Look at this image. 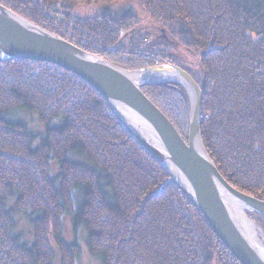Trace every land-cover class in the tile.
<instances>
[{"label":"trees","instance_id":"trees-1","mask_svg":"<svg viewBox=\"0 0 264 264\" xmlns=\"http://www.w3.org/2000/svg\"><path fill=\"white\" fill-rule=\"evenodd\" d=\"M0 2L128 69L185 68L203 88L212 160L264 200V0ZM83 6L101 11L81 17ZM143 90L189 141L185 87ZM22 111L36 113L42 130L14 117ZM22 216L31 238L16 232ZM65 216L86 227L102 264H242L90 83L53 62L0 61V264H76L81 248L66 240Z\"/></svg>","mask_w":264,"mask_h":264},{"label":"water","instance_id":"water-1","mask_svg":"<svg viewBox=\"0 0 264 264\" xmlns=\"http://www.w3.org/2000/svg\"><path fill=\"white\" fill-rule=\"evenodd\" d=\"M9 59L53 62L90 83L131 136L190 195L234 256L242 264H264V245L243 228L230 203L232 200L245 203L250 211L264 217V200L237 189L212 160L200 128L203 88L185 68L172 62L128 69L83 49L0 2V61ZM173 81L183 85L189 96V141L183 139L171 119L143 90V86L151 83ZM133 120L152 130L159 147L136 130Z\"/></svg>","mask_w":264,"mask_h":264},{"label":"rangeland","instance_id":"rangeland-1","mask_svg":"<svg viewBox=\"0 0 264 264\" xmlns=\"http://www.w3.org/2000/svg\"><path fill=\"white\" fill-rule=\"evenodd\" d=\"M54 11L60 14L61 13L69 14V12H66V11L60 12L57 6H54ZM98 11H101V8L99 6L97 7L96 6H93V7L83 6L76 11V14H79L81 17H83V16L98 14ZM14 114H15L14 117L21 118V119L23 118L24 120H26L33 131L34 130L39 131L40 129L42 130L43 124H41L38 118V115L36 113L30 114V113L22 111V112H15ZM247 213H249V216L259 225V227L261 228L262 234H264L261 223L257 222L260 219V216L256 212H253L250 210H247ZM63 221H64V232H65L66 240L69 242L76 240L79 243V246L81 248V252H80L81 254L77 257L76 264H102L99 258L92 255L91 252L89 251L88 242L86 241L87 234H88L86 227L81 226L78 229H75L73 225V220H71V217L69 216H65ZM18 223L19 224L16 228V232L23 233L24 239L31 238L33 233H32L31 225L28 222V220H26V218L22 216L19 219Z\"/></svg>","mask_w":264,"mask_h":264},{"label":"bare ground","instance_id":"bare-ground-1","mask_svg":"<svg viewBox=\"0 0 264 264\" xmlns=\"http://www.w3.org/2000/svg\"><path fill=\"white\" fill-rule=\"evenodd\" d=\"M134 127L144 138L149 141L153 145H157L159 147V141H157L156 135L150 130L143 122L139 120L132 121ZM181 183L184 184L187 188L189 185L184 182L183 179L180 180ZM231 207L235 213L238 214V220L240 224H242L243 228L256 240H259L264 245V234H262L261 228L259 225L249 216L247 210H250L245 203L239 202L237 200H232Z\"/></svg>","mask_w":264,"mask_h":264}]
</instances>
